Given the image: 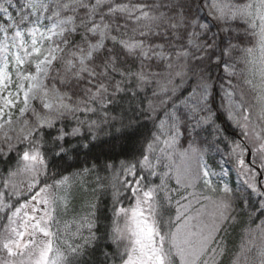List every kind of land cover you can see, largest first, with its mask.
<instances>
[{
    "label": "snow or ice",
    "instance_id": "snow-or-ice-1",
    "mask_svg": "<svg viewBox=\"0 0 264 264\" xmlns=\"http://www.w3.org/2000/svg\"><path fill=\"white\" fill-rule=\"evenodd\" d=\"M241 213L264 264V0H0V264H222Z\"/></svg>",
    "mask_w": 264,
    "mask_h": 264
},
{
    "label": "trees",
    "instance_id": "trees-1",
    "mask_svg": "<svg viewBox=\"0 0 264 264\" xmlns=\"http://www.w3.org/2000/svg\"><path fill=\"white\" fill-rule=\"evenodd\" d=\"M228 133H229V135L236 134V129H234L232 127H228ZM216 158L219 159L218 156ZM239 218H240L239 223L231 228V231L229 233V239L227 238V240H228V253L226 254L225 258L223 259L222 264H229L231 253L235 250V246L240 242L242 229L244 227H246V225H247V221H248L247 215H245L244 213H241ZM257 223H258V221H257ZM253 226H255V225H253Z\"/></svg>",
    "mask_w": 264,
    "mask_h": 264
},
{
    "label": "rangeland",
    "instance_id": "rangeland-1",
    "mask_svg": "<svg viewBox=\"0 0 264 264\" xmlns=\"http://www.w3.org/2000/svg\"><path fill=\"white\" fill-rule=\"evenodd\" d=\"M226 180L229 183H231V185L233 187H236L240 183V179H239L236 171L233 168L229 169V176L226 178ZM72 196H73V206H74V208L76 209L77 212L81 210V205L83 204V202L91 198L89 192L81 190L79 187H74L73 188ZM239 217H238V223H239V219H240ZM235 225H233V226H235ZM232 227H230L229 230H228V235H227L228 239H229V233H230ZM225 256H224V258H225Z\"/></svg>",
    "mask_w": 264,
    "mask_h": 264
}]
</instances>
